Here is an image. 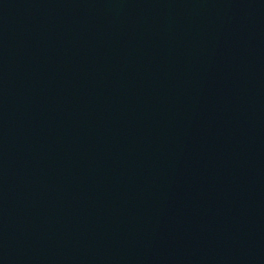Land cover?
<instances>
[{"label":"water","instance_id":"95a60500","mask_svg":"<svg viewBox=\"0 0 264 264\" xmlns=\"http://www.w3.org/2000/svg\"><path fill=\"white\" fill-rule=\"evenodd\" d=\"M0 264H264V0H0Z\"/></svg>","mask_w":264,"mask_h":264}]
</instances>
